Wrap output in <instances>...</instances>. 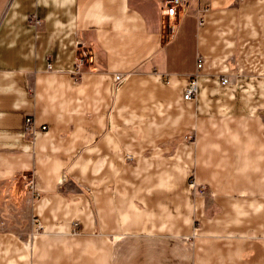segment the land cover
Wrapping results in <instances>:
<instances>
[{
    "label": "crops",
    "instance_id": "1",
    "mask_svg": "<svg viewBox=\"0 0 264 264\" xmlns=\"http://www.w3.org/2000/svg\"><path fill=\"white\" fill-rule=\"evenodd\" d=\"M20 176L42 231L0 264H264V0H0V200Z\"/></svg>",
    "mask_w": 264,
    "mask_h": 264
},
{
    "label": "rangeland",
    "instance_id": "2",
    "mask_svg": "<svg viewBox=\"0 0 264 264\" xmlns=\"http://www.w3.org/2000/svg\"><path fill=\"white\" fill-rule=\"evenodd\" d=\"M193 138V135L187 136L188 140ZM188 184L195 193L209 197L214 196L212 191L202 184H197L192 177ZM11 196L12 198H10ZM38 196L39 193L33 190L32 180L28 179L24 183L20 176L15 181L8 182L3 186L0 200V230L17 236L29 252H31L32 243L42 231L40 221L31 213L32 204Z\"/></svg>",
    "mask_w": 264,
    "mask_h": 264
},
{
    "label": "built area",
    "instance_id": "3",
    "mask_svg": "<svg viewBox=\"0 0 264 264\" xmlns=\"http://www.w3.org/2000/svg\"><path fill=\"white\" fill-rule=\"evenodd\" d=\"M189 0H163V12L166 16L169 17H175L178 16L179 14L185 13L186 8L188 5ZM203 64V59L201 56H198L197 58V70H199L202 67ZM79 72V67L75 71V73ZM197 75V74H196ZM196 75L193 76L190 80L187 86L184 89L183 96L184 98H192L196 95L197 92V80H196ZM125 74H120L117 73L114 75V82L119 83L120 81L123 80ZM220 82L222 84L228 83L229 82V77L226 75L221 76ZM26 126L27 128L29 126H32L31 119L29 117H26ZM45 125L41 126V129H45Z\"/></svg>",
    "mask_w": 264,
    "mask_h": 264
}]
</instances>
